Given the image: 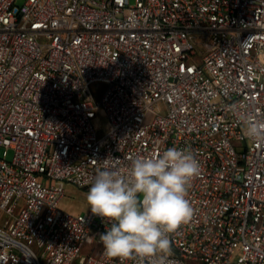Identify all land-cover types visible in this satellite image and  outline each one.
I'll return each instance as SVG.
<instances>
[{"label": "built area", "instance_id": "built-area-1", "mask_svg": "<svg viewBox=\"0 0 264 264\" xmlns=\"http://www.w3.org/2000/svg\"><path fill=\"white\" fill-rule=\"evenodd\" d=\"M17 2L0 0V264H121L107 222L60 208L66 185L171 147L200 172L168 264H264V139L245 135L264 131V0Z\"/></svg>", "mask_w": 264, "mask_h": 264}, {"label": "clouds", "instance_id": "clouds-1", "mask_svg": "<svg viewBox=\"0 0 264 264\" xmlns=\"http://www.w3.org/2000/svg\"><path fill=\"white\" fill-rule=\"evenodd\" d=\"M245 135L264 139L257 124H247ZM199 172L195 157L176 147L133 158L126 175L114 168L98 171L86 200L92 214L109 225L99 235L104 255L121 264L147 259L168 264L172 234L193 217L188 192Z\"/></svg>", "mask_w": 264, "mask_h": 264}, {"label": "rangeland", "instance_id": "rangeland-1", "mask_svg": "<svg viewBox=\"0 0 264 264\" xmlns=\"http://www.w3.org/2000/svg\"><path fill=\"white\" fill-rule=\"evenodd\" d=\"M26 0H18L17 5L21 6L24 4ZM93 89L100 90L103 89V85H98L97 87H93ZM99 100V97H96ZM94 127L98 133V136H104L109 131V121L106 115L99 111L97 113V117L94 120ZM13 157V153L9 154V159L11 160ZM87 191L85 189L77 188L73 185H66L65 188V196L60 203V208L63 211L71 213L73 215L85 214L88 212L90 208L87 204L86 195Z\"/></svg>", "mask_w": 264, "mask_h": 264}]
</instances>
